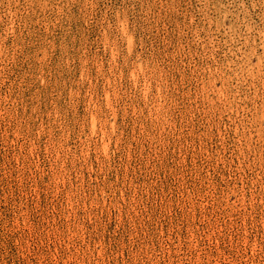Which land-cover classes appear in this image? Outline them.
Listing matches in <instances>:
<instances>
[{"label": "rangeland", "instance_id": "1", "mask_svg": "<svg viewBox=\"0 0 264 264\" xmlns=\"http://www.w3.org/2000/svg\"><path fill=\"white\" fill-rule=\"evenodd\" d=\"M0 264H264V0H0Z\"/></svg>", "mask_w": 264, "mask_h": 264}]
</instances>
